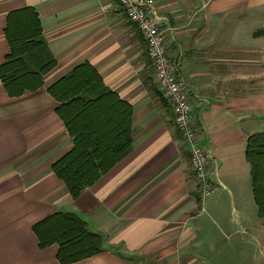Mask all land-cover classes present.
Returning <instances> with one entry per match:
<instances>
[{
  "label": "crops",
  "instance_id": "1",
  "mask_svg": "<svg viewBox=\"0 0 264 264\" xmlns=\"http://www.w3.org/2000/svg\"><path fill=\"white\" fill-rule=\"evenodd\" d=\"M155 7L211 155L214 194L200 200L147 44L118 0H0V264H61L59 244L42 246L35 230L55 213L103 237V251L71 264H264L248 156L249 137L264 133V0ZM70 83L116 95L96 103L95 134L112 124L131 136L129 152L76 198L54 170L75 147L55 94Z\"/></svg>",
  "mask_w": 264,
  "mask_h": 264
},
{
  "label": "trees",
  "instance_id": "2",
  "mask_svg": "<svg viewBox=\"0 0 264 264\" xmlns=\"http://www.w3.org/2000/svg\"><path fill=\"white\" fill-rule=\"evenodd\" d=\"M47 69H50V65L44 67L43 71ZM9 75L10 79L17 77V73L12 71ZM55 90L56 95L66 100L62 101L63 108L60 113L74 136L75 147L54 163V170L64 181L71 195L76 198L83 188L92 184L102 172L107 171L114 162L129 152L131 136L127 130L119 133L117 127L112 124L107 125L109 134H95L92 131L95 127L92 111L98 100L116 96L104 88L103 83H70L69 88ZM65 107L68 110H63ZM127 111H131L130 108ZM81 127L84 129L81 130ZM263 148L264 133L249 137L248 156L253 165L254 193L262 214L264 163L260 154ZM96 160L99 162H95ZM35 230L42 246L49 243L59 244L58 259L61 264H71L104 250L103 237L91 232L86 223L73 213H55L36 225Z\"/></svg>",
  "mask_w": 264,
  "mask_h": 264
},
{
  "label": "built area",
  "instance_id": "3",
  "mask_svg": "<svg viewBox=\"0 0 264 264\" xmlns=\"http://www.w3.org/2000/svg\"><path fill=\"white\" fill-rule=\"evenodd\" d=\"M128 20L144 38L161 95L169 102L174 124L190 150V164L200 200L211 197L217 186L209 173L210 153L199 143L200 131L193 123L190 92L178 77V66L168 51L166 29L156 14L155 0H118Z\"/></svg>",
  "mask_w": 264,
  "mask_h": 264
},
{
  "label": "rangeland",
  "instance_id": "4",
  "mask_svg": "<svg viewBox=\"0 0 264 264\" xmlns=\"http://www.w3.org/2000/svg\"><path fill=\"white\" fill-rule=\"evenodd\" d=\"M150 66L152 67V65H151V62H150ZM153 68V67H152ZM153 71H154V69H153ZM154 77H155V74H154ZM157 84V83H156ZM158 88V87H157Z\"/></svg>",
  "mask_w": 264,
  "mask_h": 264
}]
</instances>
